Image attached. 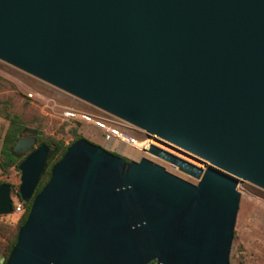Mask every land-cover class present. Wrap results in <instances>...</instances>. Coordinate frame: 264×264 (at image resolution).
Segmentation results:
<instances>
[{
  "label": "water",
  "instance_id": "95a60500",
  "mask_svg": "<svg viewBox=\"0 0 264 264\" xmlns=\"http://www.w3.org/2000/svg\"><path fill=\"white\" fill-rule=\"evenodd\" d=\"M0 61L203 166L81 138L35 195L51 148L27 130L0 264H230L238 183L264 190V0H0Z\"/></svg>",
  "mask_w": 264,
  "mask_h": 264
},
{
  "label": "rangeland",
  "instance_id": "374dc122",
  "mask_svg": "<svg viewBox=\"0 0 264 264\" xmlns=\"http://www.w3.org/2000/svg\"><path fill=\"white\" fill-rule=\"evenodd\" d=\"M28 94H33V97L29 98ZM69 108L93 116H105L103 115L105 113L0 61V140L2 142L0 149L6 132L11 128L10 121L5 118L6 115L17 118L23 131L21 134L27 130H35L40 138H54L62 140L65 144L70 143L75 135H80L97 146H104L103 132L94 123L73 122L62 117V113ZM133 133L143 136L137 130ZM154 142L163 149L184 157L171 148L159 144L158 141ZM118 148L119 144L116 143L110 152L117 154ZM174 170L178 172L177 169ZM182 176L194 181L185 175ZM0 181L7 182L14 186V190H18L20 173L11 169L7 175H4L0 170ZM14 190L12 188V192ZM237 191L240 193V202L229 255L230 264H264V190L241 181L238 183ZM12 202L17 203V197L13 193ZM19 217L20 214L12 213L9 216H2L0 222L10 225L14 233ZM5 246L6 241L0 239V254Z\"/></svg>",
  "mask_w": 264,
  "mask_h": 264
},
{
  "label": "trees",
  "instance_id": "16d2710c",
  "mask_svg": "<svg viewBox=\"0 0 264 264\" xmlns=\"http://www.w3.org/2000/svg\"><path fill=\"white\" fill-rule=\"evenodd\" d=\"M5 118L10 121L11 128L6 132L3 140V145L0 149V170L2 174L7 175L11 169H15L18 173H20L18 170V166L22 162L24 157L16 154L13 151L14 144L21 137L22 135L21 133L23 132L20 123L17 121V118L15 117H10L6 115ZM36 138H37L36 146H40V145L49 146L51 148V156L48 161V167L44 172V174L42 175L39 184L36 188L35 195L38 194L41 191V189L45 186V184L48 182L50 178L51 167L61 159V157L66 152V149L71 144H73L74 142H76L77 140L83 137L80 135H75L73 140L68 144H65L62 140H57L54 138H40L38 132ZM4 183L9 184L7 182L0 181V184H4ZM11 186L14 190V186L13 185ZM13 194L16 195L17 202L23 203L25 210L22 214H20V217L15 227L16 230L14 233L12 232V228L10 225L5 224L4 222H0V239H4L6 241V246L4 247L3 252L0 254V259L1 258L7 259L8 256L10 255L14 245L16 244L18 231L27 219L31 207V203L33 200L32 199L28 203L23 202L20 196L18 195V190L16 189L13 191ZM0 218H2V216H0Z\"/></svg>",
  "mask_w": 264,
  "mask_h": 264
},
{
  "label": "built area",
  "instance_id": "2783aa9c",
  "mask_svg": "<svg viewBox=\"0 0 264 264\" xmlns=\"http://www.w3.org/2000/svg\"><path fill=\"white\" fill-rule=\"evenodd\" d=\"M28 97L32 98L33 94H28ZM103 115L105 116L104 117L93 116L84 111H79L77 109H72V108H69L62 113V117L68 121H73V122L90 121L94 123V125L103 132L105 145L111 148L113 147L114 144L118 143L119 145H122L124 147H129L140 154L146 152L149 149V147L153 145L150 144L149 142L151 137H146V135L142 131L108 114H103ZM135 130L141 132L143 136L141 137L138 134H134L133 131ZM153 138L158 139L156 137ZM179 150L182 149L179 148ZM24 210L25 208L23 203L17 202L16 204H13V211H14L13 213L22 214Z\"/></svg>",
  "mask_w": 264,
  "mask_h": 264
},
{
  "label": "bare ground",
  "instance_id": "6f19581e",
  "mask_svg": "<svg viewBox=\"0 0 264 264\" xmlns=\"http://www.w3.org/2000/svg\"><path fill=\"white\" fill-rule=\"evenodd\" d=\"M158 141L159 142V144H162V145H164V146H166L167 148H170L168 145H166L164 142H162L161 140H158V139H155V138H153L152 136H151V139L149 140V142H150V144H153L154 146H158V147H160V148H162L161 146H159L158 144H156L154 141ZM163 149V148H162ZM165 150V149H164ZM172 150V149H171ZM123 151H125V153L127 154V155H129V156H132V157H135V158H137L140 154L137 152V151H135V150H133V149H131V148H129V147H124L123 148ZM167 151V150H166ZM174 151V150H173ZM182 151V150H181ZM169 152V151H168ZM175 152V151H174ZM176 153H178V154H180L179 152H176ZM174 154V153H173ZM174 155H176V154H174ZM182 155V154H181ZM176 156H178V155H176ZM184 156V155H183ZM178 157H180V156H178ZM182 158V157H181ZM185 158H188V157H186V156H184L183 157V159H185ZM189 160H191L190 158H188ZM187 160V159H186ZM190 162H192V161H190Z\"/></svg>",
  "mask_w": 264,
  "mask_h": 264
},
{
  "label": "flooded vegetation",
  "instance_id": "af4514ba",
  "mask_svg": "<svg viewBox=\"0 0 264 264\" xmlns=\"http://www.w3.org/2000/svg\"><path fill=\"white\" fill-rule=\"evenodd\" d=\"M30 135L26 133V131H24V133L21 135V138H25V137H29Z\"/></svg>",
  "mask_w": 264,
  "mask_h": 264
},
{
  "label": "crops",
  "instance_id": "0c3cea01",
  "mask_svg": "<svg viewBox=\"0 0 264 264\" xmlns=\"http://www.w3.org/2000/svg\"><path fill=\"white\" fill-rule=\"evenodd\" d=\"M0 141H1V140H0ZM120 146H121V145H119V149H120ZM122 147L124 148V146H122Z\"/></svg>",
  "mask_w": 264,
  "mask_h": 264
}]
</instances>
